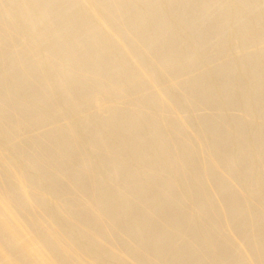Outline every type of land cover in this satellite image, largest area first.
<instances>
[{"label":"bare ground","instance_id":"bare-ground-1","mask_svg":"<svg viewBox=\"0 0 264 264\" xmlns=\"http://www.w3.org/2000/svg\"><path fill=\"white\" fill-rule=\"evenodd\" d=\"M176 1L0 0V264H264L261 132L246 145L239 124L215 132L219 119L210 117L200 127L210 137L194 143L178 118L162 127L159 108L174 112L181 105L172 94L187 89V106L207 104L199 96L212 87L200 71L224 80L218 91L225 101L242 91L232 82L235 68L218 62L224 45L205 60L219 32L207 42L191 36L185 58L174 39L204 32L201 18L222 3L211 0L188 14L185 7L197 0H179L174 15L166 12L177 22L170 32L158 9ZM245 39L239 45L249 53L254 47ZM139 46L146 59L157 58L140 62ZM260 57L246 63L253 68ZM200 58L196 73L186 75ZM107 97L109 105L100 108ZM128 101L139 110H116ZM142 106L158 112V120L143 121ZM248 145L252 153L243 159ZM131 162L141 165L124 175ZM257 164L259 172L250 175ZM103 168L108 174L100 178Z\"/></svg>","mask_w":264,"mask_h":264},{"label":"rangeland","instance_id":"rangeland-1","mask_svg":"<svg viewBox=\"0 0 264 264\" xmlns=\"http://www.w3.org/2000/svg\"><path fill=\"white\" fill-rule=\"evenodd\" d=\"M208 1H211V0H201V1L200 0L198 1L197 0L196 2H193L194 4H190L189 6L187 5L186 7H188V8L185 7V12L189 14L190 12L195 11V9L198 10L199 7H201L200 5L203 6V5L207 4ZM217 1H219V3H222L221 5H223V6L221 8L219 7V9L214 10L212 13H210L205 18H203V17L201 18L203 22L206 21V23H207V24L205 23L206 26H205L204 32H200V34H199V33L194 32V30H192V31L191 30H187L186 31V34H184V32L182 34L180 33L181 35L175 34L174 39H175V41H178V39H179V41L181 42V44H179V47H178V52H180L181 56L185 58V56L187 54H191L192 53V51L190 50V46L186 42V41H189V40L192 39L191 36L192 37L199 36V37H201L200 38L201 40H203L204 42H207L209 40V38H210L211 35L214 34L216 36L217 32H219V34H217L219 37L218 36L216 37L217 38L216 39V42H215L217 44V45H215L216 47H209L205 52H203V54L205 53V55H204L205 60H207L208 58H210L211 56H213L215 54V52H217V50H219L220 45L221 46L224 45L225 48H226V50L221 55L219 54L218 62L219 63H226V62H228L229 64H231L233 66V68H235V73H234V75L232 77V82H237L238 84L237 83L236 84L241 87V90L242 91H234L233 92V95L229 98V100L228 101H225L223 95L221 93H219V91H218L219 90V87L222 84V82L224 83V80L222 81V78H216V77H215L216 79H214V77H213V75L211 74L210 71H207V70L205 72L204 71H200V73L202 74V76L204 78V84H205L206 88H209V87L211 88L212 87L211 90L209 89L208 91L203 92L206 95H204V94L202 95L201 94L199 96V99L200 100L204 99L207 102V104L205 106H201L202 109H200V107H198V106L197 107H195V106H193V107L187 106L188 104L185 103V99H188L187 98V93H186L187 89H185L183 92H177L175 94H172V96H171V98H172L171 99V102L178 101V102L181 103V105L178 106L179 108H177L174 112L167 111L166 105L161 106L159 108V111L158 110H156V111H158L159 113H161L159 115L160 118H163V119L166 118L164 120V122L165 121L166 122L162 125V127L165 128V129L163 128L164 131L167 130L171 126V123H173L175 120L177 121L176 118H178V121H180L183 124L185 123L184 125L182 124L180 127H184V129L188 130L187 132L189 134H191L192 136H194L193 139L196 140V141L192 140L194 143H196L197 141L199 143L200 140L203 141V140H205V138L210 137V135H209V133L207 131H205V130H203V129L200 128L201 125L206 124V123L209 122V120H211V119H209L210 117H212V119L213 118L219 119V124L215 128V130H214L215 132H219L223 127L224 128L227 127L229 129L231 128L230 130L233 131V128H235L236 126H238L237 124H239L240 125V128L245 132V136H246L245 143L247 145V144H250L251 142L255 141V139L257 137H259L260 135H263V137H261V138L264 139V123H262L264 121V107H262V104L264 103V89H263L264 88V77H262V74L264 72V59L261 60V57L264 55V45H261L262 46L261 47V46H256V44H255L257 42V40L259 41V40L264 39V1H262V0H247L248 2L249 1L251 2V4H249L248 6H245V5L243 6V5H240L239 3H236V2H234V3L233 2H229L228 3V2H226V0H217ZM164 4L162 3V5H160L161 7L159 6L158 13L163 18H167L168 17L167 18V22L164 24V29H166V30H168L170 32H173L175 30V27L177 25V22H176V20L171 19L169 16H170V14L174 15L175 12L180 8V1L177 0L176 2H174L173 4H171V6L170 5H167L168 7L170 6L169 9H168V7H165L166 4L165 5ZM260 4H261V6H260ZM162 6H164L165 8L163 9ZM260 8L262 9L263 12H261V9ZM186 10H188L189 12L186 11ZM217 11H218V13H217ZM166 12H167V14L169 16L166 15ZM168 12H171V13L169 14ZM141 13L143 14V10H141ZM145 13H147L146 10H145L144 14ZM249 13L251 15H249ZM223 18H229L228 22L227 23H224V25L220 24V21ZM233 18H235V19H233ZM168 19H171L172 21H170ZM196 21H198V19H196ZM175 22H176V24H175ZM255 23H256V25H255ZM172 24H173V26H172ZM219 24H220L221 27L219 26ZM255 26H256V28H258L257 30H256ZM212 29H215V30L212 31ZM237 29L238 30L240 29V30L238 31ZM236 30H237V32H236ZM188 31L189 32L191 31L190 34L187 33ZM204 33H205V35H204ZM238 34L240 35V37H239ZM185 35H186L187 38H185ZM242 38H246L245 40L248 41V43L254 47V49L251 52L245 53V51H243V49H244L243 44L242 45H239L240 42H239L238 39H242ZM184 39H185V41H184ZM249 39H250V41H249ZM169 41H170V39L167 40L165 42V44H168ZM182 43H184V44H182ZM183 45H184V47H183ZM143 49H144L143 46H141V47L139 46L135 50L136 53L138 54L137 56L139 57V61L140 62H147V61H149L151 59L154 60V58L155 59L157 58V56L154 54V56L152 55L151 57L150 56H147V59H146V57H144V54L145 53L144 54L141 53L143 51ZM256 56L257 57H260L261 56V57H260V59H257L256 64H255V66L253 68L249 67L248 64L246 63V61L249 60L250 57L256 59ZM144 58L147 61L144 60ZM202 60H204V59L200 58V60H197L196 64L193 67L187 68L185 70V74L187 73L186 75H188V76H190L192 74H195L196 73V70H198V68L201 65V63L204 62ZM236 67L238 68V70H236ZM157 70H159V69L158 68L154 69V72H157L158 73ZM159 72H160V70H159ZM165 75H167L169 77L170 76H173V72L168 71L167 73H165ZM254 78H256V79H254ZM208 83H209V85H208ZM9 85L10 84H8V86ZM247 92H249V93H247ZM255 92H257V93H255ZM132 93H133V91H131V90L128 91V95H131ZM55 100H56V104H58L60 102L59 99H58V97H56ZM106 101H107V104H106ZM110 101H111V97H107L105 99H102V101H100V103H99V107L100 108L107 107L109 105L108 103H110ZM183 101H184V103H183ZM120 103H123V104H119L118 103V105H117L118 107L116 106V110L117 111H121L120 110V107H121L122 111L124 109H125V111H129V112L130 111L139 110V108L138 109H134L135 107L136 108L139 107V105L136 102H134L135 105H136L135 107H133L134 104L132 105V102L131 101H128L126 103H124V102H120ZM225 103H226V105H223ZM126 104L128 105V107H127ZM124 106H125V108H124ZM222 106H224L225 108L222 107ZM164 107H166V108H164ZM204 107H206V108H204ZM252 108H254V109L252 110ZM144 110H147V111L144 112ZM202 110H205L207 112H205V111L203 112ZM226 110H228V111H226ZM158 112H156V113L159 114ZM190 112H191V115H190ZM146 113H148V114H146ZM156 113H153L152 110H149L148 109V107L142 106V109H140V111H139V116L141 117V119L143 121L144 120H147L148 117L146 118V115L147 116H150L149 118H151V120L154 121V120H158V118H159V117L154 116V115H156ZM206 113L207 114L210 113L209 114L210 116L209 117H206V115H207ZM226 113H228V114H226ZM167 114L169 116H167ZM197 115H199V116L197 117ZM213 115L214 116L216 115V116L213 117ZM201 116L202 117H205V118L202 119ZM254 117H255V119H254ZM141 119H140V121H141ZM256 119H258V120H256ZM198 120H199V123H198ZM240 121H241V123H240ZM123 122H124V120H123ZM246 123H247V125H246ZM252 123H253V125H252ZM143 126H145V127H143ZM138 129L140 130V131H138V133L140 135H145L147 133V131L149 130V123L141 124V125L139 124ZM199 131H200L201 134L199 133ZM203 131L206 132L205 133V135L207 134L206 137H204V132ZM262 131H263V133H262ZM259 132H261V133H259ZM257 134H258V136H257ZM195 137H197V139H198V137H200V138L202 137V139H198L197 140V139H195ZM176 141H180V140L177 139V138L175 139V145L176 146L179 145V143H181V142H176ZM233 146L235 147V145L233 143V140H229L228 142H226V147H227V149L229 151L234 150L233 149L234 148ZM248 148H252V147H249V145H248V147L246 148V153L244 152L246 155L243 157V159H245L246 157H250V155L252 153V150L251 149L249 150ZM202 155L203 156H201V155L196 156L197 158L194 157L193 158V160H194L193 162L199 161L201 159L203 160L204 159V154H202ZM170 159H171V157L166 158L164 161H170ZM246 163H247V161H246ZM138 165H141V163H139V162H131L129 164V166H127V167L124 168V170L125 169L126 170L125 171L123 170V174L124 175L129 174L130 172L134 171L138 167ZM253 166L250 167V172H249L250 175H255L256 173L259 172L260 166L258 164L257 165H253ZM103 169L100 172V178H103L105 175L108 174V168L107 169L106 168H103ZM105 170L107 171L106 174L104 172ZM102 171L104 172L103 174H102ZM239 172L240 171L237 172L238 173L237 180L240 181V180H242V178H240V176H239L240 173ZM9 187L11 188V186H7L6 191H9V189H10ZM113 187H115V185H113ZM259 190L261 192L260 193L261 194V197H264V196H262V194H264V189L262 187H260ZM180 194L181 193L177 194L178 195L177 197L181 196ZM261 199L263 201L261 200L259 202V204L262 202L260 205H262L264 203V199L263 198H261ZM262 210H264V208H262L261 211Z\"/></svg>","mask_w":264,"mask_h":264}]
</instances>
